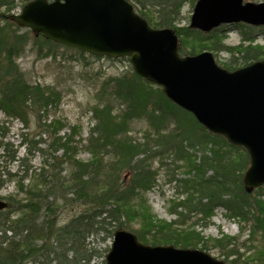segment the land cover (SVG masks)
Here are the masks:
<instances>
[{"label":"trees","instance_id":"16d2710c","mask_svg":"<svg viewBox=\"0 0 264 264\" xmlns=\"http://www.w3.org/2000/svg\"><path fill=\"white\" fill-rule=\"evenodd\" d=\"M126 1L152 28L173 30L180 56L229 52L231 60L219 64L229 71L240 68L238 59L241 67L264 61V46L244 45L253 41L244 31H240V44L228 47L222 28L205 34L189 25L177 27L183 4L193 7L197 0ZM2 7L6 12L14 10V0H0ZM0 17V110L24 129L34 114L39 129L37 134H19L25 154L20 158L17 148L5 141L7 129L0 122V163H16L20 168L16 174L0 165V185L15 183V193L0 198L7 204L0 211V264H90L99 252L90 247L89 239L99 234L103 240L112 239L116 230L131 232L145 245L205 250L208 240L194 226L205 227L218 207L230 218L251 220L250 237L255 230L260 233L258 245L243 246L252 252L250 256L240 253L236 237L222 234L209 240L222 252L224 262L264 264V186L250 194L244 191L242 176L249 164L244 149L207 132L131 67L100 84L99 102L90 108L92 126L86 139L74 141V126L60 135L66 125L44 119L58 104L59 94L28 83L15 61L30 39L42 57H56L57 49L64 46L41 36L30 37L29 30L14 25L7 15ZM122 59L128 62L127 58L117 60ZM142 121L147 130L133 138L131 124ZM41 134L48 139L44 148ZM80 149L89 155L88 160L77 158ZM37 153L42 165L34 169L29 161ZM160 170L182 197L170 201L169 211L176 216L171 222L156 218L145 197L156 188ZM73 202L81 204V210L59 225L57 211ZM191 217H197L196 221L187 225Z\"/></svg>","mask_w":264,"mask_h":264},{"label":"water","instance_id":"95a60500","mask_svg":"<svg viewBox=\"0 0 264 264\" xmlns=\"http://www.w3.org/2000/svg\"><path fill=\"white\" fill-rule=\"evenodd\" d=\"M197 0L189 26L209 32L222 24L264 26V3ZM35 36L91 56L129 58L139 77L210 134L249 157L242 185H264V61L229 71L211 52L180 56L172 29H155L126 0H32L6 17ZM0 200V211L6 208ZM105 264H225L198 249L150 246L124 230L113 233Z\"/></svg>","mask_w":264,"mask_h":264},{"label":"rangeland","instance_id":"374dc122","mask_svg":"<svg viewBox=\"0 0 264 264\" xmlns=\"http://www.w3.org/2000/svg\"><path fill=\"white\" fill-rule=\"evenodd\" d=\"M245 3H264V0H244ZM26 2L24 0H14V10L7 11L6 8H0V16L11 15L20 13L23 5ZM193 11V7L190 4L184 3L180 16V23L177 27L188 26L190 23V17ZM1 19V17H0ZM1 23V21H0ZM238 24V23H237ZM237 24L221 25L219 28L224 30L225 39L224 45L228 47L238 46L241 42L240 31H244L253 38V41L244 42V45L252 44L258 46H264V26L252 27L243 29ZM207 34L208 32H204ZM30 37L33 34L30 33ZM32 39H30L28 46L24 53L16 59L21 72L24 74L25 80L30 84H39L42 87H49L59 94V102L56 107H52L48 110L47 122L50 120H60L66 125L59 134L63 135L69 132V128L75 127L77 135L74 137V141L84 140L87 138L88 129L92 126L90 108L96 105L98 101V88L102 82L109 77L119 76L122 72L128 70L131 65L129 61L124 59L118 61L117 59H110L108 57H94L88 54H78L79 51L60 47L57 49L56 57H42L38 51L32 47ZM214 56L216 63L222 65L228 63L231 60V54L229 52H211ZM236 57L239 55L235 54ZM241 61L238 59V67ZM132 68V67H131ZM0 122L4 124L7 129L6 140L13 145V148L18 151V156L21 158L24 154V149L19 147L21 132H29L30 134H37L39 129L37 128V118L34 114L30 115L29 126L24 129L22 123L15 119L7 118L4 113L0 110ZM130 136L138 139L142 133L147 130L145 122H134L131 124ZM36 139L39 138L36 135ZM43 142L40 144L41 148H44L48 143V139L44 134H41ZM77 158L80 160H88L89 155L80 149L77 154ZM29 164L34 169H38L42 165V156L35 154ZM1 166H5V163H0ZM155 165V164H154ZM16 163L6 164V169L11 173H18L20 169ZM156 166V165H155ZM62 175L66 174L65 165L61 167L64 170ZM180 177V176H179ZM3 180L4 178L1 177ZM263 187V186H262ZM261 188V187H260ZM259 189V188H258ZM264 192V191H263ZM15 193V183L13 181H5L0 185V198L13 195ZM147 203L151 208L152 214L160 220L171 222L175 220L176 216L170 213L171 203L170 201L177 198H182L180 195L175 193L174 183H168L166 181V175L163 170L159 171L156 180V188L145 195ZM20 198V197H19ZM82 205L78 203H71L62 205L57 211L58 224H65L71 217L81 210ZM198 217V216H197ZM197 217H191L187 225H191L192 222L196 221ZM196 226V225H195ZM195 230L200 232L201 236L208 240L207 247L204 251L208 252L211 256L224 261L223 254L218 248H214L212 242L209 240L219 239L222 234L224 236L236 237L237 247H242L240 253L245 256H250L252 252L245 250L243 246L251 247L253 244L258 245L260 233L255 230V234L250 237V230L252 229L253 222L240 221L238 219L230 218L225 209L218 207L213 211V217L210 222L203 228L196 226ZM101 234L89 239L91 248H94L99 252V255L92 259L90 264H105L104 258L108 253L112 239L105 237L101 239ZM252 240L249 242L248 240ZM198 249L200 246L197 247ZM106 249L108 251H106ZM231 258H228L230 260ZM226 264H230L226 261Z\"/></svg>","mask_w":264,"mask_h":264}]
</instances>
